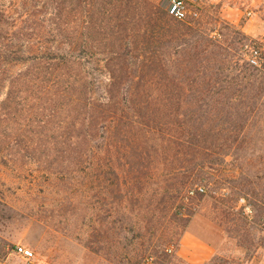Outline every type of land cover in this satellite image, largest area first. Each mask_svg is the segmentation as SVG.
<instances>
[{
  "label": "rangeland",
  "instance_id": "obj_1",
  "mask_svg": "<svg viewBox=\"0 0 264 264\" xmlns=\"http://www.w3.org/2000/svg\"><path fill=\"white\" fill-rule=\"evenodd\" d=\"M166 2L0 0V13L16 14L21 41L39 42L52 53L71 51L77 63L59 73L83 80L80 92L33 85L11 90L6 80L0 81V264H24L14 251L16 244L33 250L41 264H142L149 256L155 264H173L175 252L167 248L177 246L195 216L194 224L202 230L211 222L242 249L239 261L246 263L256 251L264 256V122L255 121L264 114V95L255 96L258 89L246 85H226L199 101L185 94L163 96L161 87L145 84L150 70L138 68L141 62L156 61L151 46L175 43L173 34L176 42L198 43L203 49L211 44L205 55L216 65L222 62L228 69L216 72L234 82L247 75L246 69L240 71L246 66L239 48L245 36L255 38L243 26L254 16L248 12L257 8L250 0H186L192 31L172 33L164 24ZM174 47L165 46L157 59L170 62L168 74H176ZM156 71L157 76L166 73ZM128 86L134 94H127ZM254 97L260 104L251 113L254 129L239 137L234 132L209 136L207 148L193 154L212 167L192 173L179 169L193 162L179 156L175 141L164 152L170 141L158 140L152 151L154 146L134 139L140 126L123 120L82 121L88 109L132 107L196 108L198 113L214 108L215 118L225 108L221 114L228 118L241 110L248 114L243 102ZM167 116L173 122V113ZM174 116L182 124L187 117L194 121L196 111ZM197 175L201 178L194 183ZM196 185L205 191L188 195ZM240 197L255 207L251 215L242 213ZM234 260L216 256L211 264Z\"/></svg>",
  "mask_w": 264,
  "mask_h": 264
},
{
  "label": "trees",
  "instance_id": "obj_2",
  "mask_svg": "<svg viewBox=\"0 0 264 264\" xmlns=\"http://www.w3.org/2000/svg\"><path fill=\"white\" fill-rule=\"evenodd\" d=\"M166 10L167 12L165 11V14H167L169 18L164 19V24L171 28L172 33V30L192 31L193 25L189 21L190 16L186 14L183 18H177L173 16L168 9ZM194 15H197V12L196 14L194 13ZM16 23V14L11 12L0 13V81L6 80V88L11 90L14 88L25 89L27 86L33 85L37 87L44 86L46 90L55 89L58 91L57 88L61 87L65 89V92L67 90L68 92H80L83 87V80L80 75H64L59 73L61 68H72L73 64L77 63L78 56L71 51H57L58 53L53 51L52 53V48L40 44L39 42L21 41ZM158 27V30H161V25ZM151 30L154 31L156 28H151ZM172 37L175 39V35L172 34ZM173 38H171V41H175V43L160 42L149 48V50H153L152 52H154V54L151 53V56L156 59V61L147 60L138 65V68H147L150 70L149 73L152 77L145 80V84H147L149 88L150 86L158 85L161 87V91H164L163 96L178 97L185 94L190 95L198 101L200 99L203 100V97L208 96V94L223 90L226 85H246L248 89H258L254 91L255 96L256 94H259V97L262 94L264 95V79L261 78V74L264 75V66H259L254 63L252 59L249 58V54L245 49V45L251 43L248 42L252 39L251 37L245 36L247 41L242 42L239 48L240 58L247 67L242 66L240 71H243V68L246 69L247 75H242L241 78L235 79L234 82L231 83L227 75L223 76L222 72H220V75L215 70L217 69L225 72L228 68L222 64V62L219 65H216L218 63L214 64L211 60V56H209V54L205 55L204 52L208 51L211 44L206 43L203 49L197 46L198 43L176 42L179 38L176 37L175 40ZM174 45V54L177 59L171 64L172 67L176 69V74H168L170 70L168 64L170 62L165 60L157 61V59L159 56H162L161 53L164 52L165 46L170 47ZM192 46L195 47V51ZM250 68L258 73L252 72ZM158 69L167 74L165 73L161 76H157L156 70ZM141 78L145 79L146 76L143 75ZM142 79H139L136 84H140ZM184 90H187V92H184ZM131 93L134 94L131 91V86H128L127 94L132 95ZM125 94L122 96L123 100L128 98ZM241 103H238V106H241ZM88 105L89 103L85 101V108ZM207 105L208 103L206 106ZM243 105L249 108L250 112L248 114L241 110L240 112H236L234 116L230 113L228 118L223 117L221 114L225 108H221L220 112L216 115L217 118H215V115L211 113L214 108H205L202 112L198 113V109L196 108H191L192 110L188 111L180 112L176 110L171 112L154 109H144L142 111V109L132 107L133 110L128 111H98L95 109H88L84 111L82 121L93 125L94 123L100 124L99 121H101V124H106V122L111 123V121L123 120V122L129 123L130 126H135V128L140 126L141 130L135 129L133 132L134 139H137L140 144L154 146L152 151L156 150L155 146L158 140L164 142H167L166 140L170 141L169 144L163 148L164 152L169 151L167 150L168 146L172 144V141H175L179 156L193 162L191 165L182 164V166H179V169L192 173L194 169L197 168L198 170H202L205 166L212 167V162L207 163L206 160H198L197 156L193 154L194 152L197 153L202 151V147H204V149L207 148L209 136L215 135L224 137L230 135L227 134V132H234L236 136L239 137L248 130L254 129V126L259 123V119L264 122V114L255 117L256 125L253 121L254 116L251 113L260 105L257 100H255V97L252 100L244 101ZM190 111H196L195 120L193 121L190 117H187L185 122L181 121L182 124H179V118L174 115L188 116ZM171 113H173V122L169 123L166 117ZM144 121H146L147 124ZM169 138H171V140ZM141 149L147 150V147H137L135 148V153L140 154L139 150ZM197 177L199 178L200 175H197L195 179H193L194 183L198 180ZM199 186L203 187L202 191L198 189ZM191 190L194 192L190 193ZM204 191V185H196L190 187L188 195L193 196L194 194H202ZM248 203L251 204L254 211L255 207L253 204L249 200ZM241 211L245 214L243 208H241ZM245 215L248 216V214ZM213 259L210 260L208 264H211Z\"/></svg>",
  "mask_w": 264,
  "mask_h": 264
},
{
  "label": "crops",
  "instance_id": "obj_3",
  "mask_svg": "<svg viewBox=\"0 0 264 264\" xmlns=\"http://www.w3.org/2000/svg\"><path fill=\"white\" fill-rule=\"evenodd\" d=\"M251 5L257 8L250 11L254 16L244 23L243 28L252 33L256 39L264 38V0H250ZM250 3V2H249ZM260 35V36H259ZM193 217L175 249L173 264H208L216 256L234 260L230 264H264V256L256 251L253 256L245 262L239 261L242 256V249L229 239L215 224L208 222V227H198ZM195 219V220H194ZM237 259V260H236ZM229 264V263H224Z\"/></svg>",
  "mask_w": 264,
  "mask_h": 264
},
{
  "label": "built area",
  "instance_id": "obj_4",
  "mask_svg": "<svg viewBox=\"0 0 264 264\" xmlns=\"http://www.w3.org/2000/svg\"><path fill=\"white\" fill-rule=\"evenodd\" d=\"M166 6L168 11L177 18H183L187 14V4L186 0H167ZM196 14V12H194ZM250 13V12H248ZM245 45V49L249 54V58L252 59L254 63L259 66H264V44L262 39L252 38ZM200 191L203 190V187L199 186ZM194 191L191 190L190 193ZM238 205L240 208H243L245 214L251 215L253 213V208L250 203L246 200L245 197H240L238 200ZM175 245H171L167 248V252L172 254L175 252ZM14 251L22 256L25 260L24 264H41L38 259L35 257L33 250L22 244H16L14 246ZM142 264H155L154 257L149 256L146 258L145 262Z\"/></svg>",
  "mask_w": 264,
  "mask_h": 264
}]
</instances>
